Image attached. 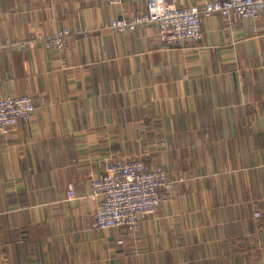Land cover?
Instances as JSON below:
<instances>
[{
	"label": "crops",
	"instance_id": "obj_1",
	"mask_svg": "<svg viewBox=\"0 0 264 264\" xmlns=\"http://www.w3.org/2000/svg\"><path fill=\"white\" fill-rule=\"evenodd\" d=\"M144 9L0 0V96L35 106L0 135V264H264V9L203 17L176 46L156 23L106 28ZM62 27L84 33L46 49ZM128 157L182 180L137 233L97 229L91 178Z\"/></svg>",
	"mask_w": 264,
	"mask_h": 264
},
{
	"label": "built area",
	"instance_id": "obj_2",
	"mask_svg": "<svg viewBox=\"0 0 264 264\" xmlns=\"http://www.w3.org/2000/svg\"><path fill=\"white\" fill-rule=\"evenodd\" d=\"M121 5L124 0H101ZM201 6H176L168 0H145V9L129 17H117L106 24L112 32L135 30L138 25L156 23L157 37L168 46L198 41L202 37L201 19L212 14L255 19L264 9V0H201ZM84 30L62 27L43 38V46L61 51L68 35ZM6 40L0 37V48ZM35 110L29 94L0 96V135H6L19 122H28ZM162 165L150 164L139 157L107 160L102 172L91 178L88 195L96 201L93 225L97 229L122 227L135 234L142 221L154 216L161 200L160 190L170 197L176 182ZM74 197L72 182L67 183V198ZM260 216L259 211L253 214ZM118 242H122L119 240Z\"/></svg>",
	"mask_w": 264,
	"mask_h": 264
}]
</instances>
